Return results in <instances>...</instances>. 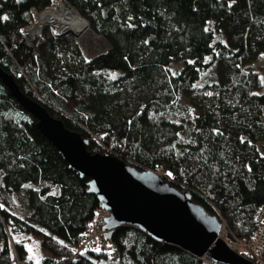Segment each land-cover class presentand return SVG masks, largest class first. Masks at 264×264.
<instances>
[{"label":"trees","instance_id":"16d2710c","mask_svg":"<svg viewBox=\"0 0 264 264\" xmlns=\"http://www.w3.org/2000/svg\"><path fill=\"white\" fill-rule=\"evenodd\" d=\"M62 2L109 48L87 59L51 26L32 39L24 32L31 10L52 0H0V67L89 139L92 154L142 171L161 167L235 238L252 239L264 206V74L254 67L264 56V0ZM213 69L216 78L199 84ZM89 180L0 78V264H209L134 226L108 241L118 257L78 251L101 208ZM19 195L27 215L10 206ZM24 236L40 239V261L29 259Z\"/></svg>","mask_w":264,"mask_h":264},{"label":"water","instance_id":"95a60500","mask_svg":"<svg viewBox=\"0 0 264 264\" xmlns=\"http://www.w3.org/2000/svg\"><path fill=\"white\" fill-rule=\"evenodd\" d=\"M75 11V10H74ZM76 12V11H75ZM58 34L57 37H62ZM0 78L13 97L37 120L40 133L53 144L69 168L88 177V193L109 216L107 240L123 226H134L154 240L176 246L218 264H254L220 238L222 222L152 170L142 171L110 154H92L89 139L66 128L42 105L25 96L0 67Z\"/></svg>","mask_w":264,"mask_h":264},{"label":"built area","instance_id":"2783aa9c","mask_svg":"<svg viewBox=\"0 0 264 264\" xmlns=\"http://www.w3.org/2000/svg\"><path fill=\"white\" fill-rule=\"evenodd\" d=\"M59 7L66 8L62 0H52V4L49 9L43 12H38L36 9L33 8L31 10L33 18L24 29V32L28 34L32 39H35L36 36L41 35L45 25L40 26L41 28L37 27L39 18L47 13L56 12ZM47 25H51L52 27L57 28L52 24ZM55 33L60 34L59 30H57V32ZM68 34L70 33H64L63 35ZM154 172L163 179L171 178V175L169 173H164L161 167H158ZM108 216L109 212L105 211L102 207L95 211L94 218L89 224L88 231L84 235H82L78 240V243L76 245L78 251L98 248L103 251L110 252L112 254V257H118V253L115 250V247L113 245H110L107 240L108 232L105 230V226L106 219ZM256 223L257 229L254 237L249 240H240L231 236V233L229 232L225 222L222 221V230L220 232V238L227 242L228 245L232 249L236 250L240 255L242 253H245L252 257L251 261L254 264H264V206H261L258 210ZM210 261L212 260L210 259ZM209 264L218 263L212 261L209 262Z\"/></svg>","mask_w":264,"mask_h":264},{"label":"rangeland","instance_id":"374dc122","mask_svg":"<svg viewBox=\"0 0 264 264\" xmlns=\"http://www.w3.org/2000/svg\"><path fill=\"white\" fill-rule=\"evenodd\" d=\"M48 26H51V25H45L44 29ZM54 29H55V32H57L58 29L57 28H54ZM55 32H54V35L57 36L58 33L56 34ZM37 37L38 36H36L35 38ZM62 37L68 38L74 44H76L81 49V51L85 54L87 59H91L94 56L105 52L109 48L108 43L104 39L93 34V32L91 31L89 22H88V29L82 32L81 34L75 35L73 33H70L68 35H63ZM183 63H184V59H180L176 64L179 66H182ZM254 67L260 70L264 74V56L254 65ZM215 78H216V69H213L208 75L203 77V79L199 82V84H202L206 81H213ZM8 200H9V203L12 209H15L16 211L21 212L24 215L28 214V208H27L23 195H19L16 197H8ZM231 236L234 237L232 234ZM23 239L29 251V259L32 261H40L45 256V252L42 250L41 245H40V239L34 236L33 237L24 236ZM234 251L237 252L236 250ZM202 259L206 261V263L212 262L210 261L209 258H207V256H204ZM109 264H116V263H109Z\"/></svg>","mask_w":264,"mask_h":264},{"label":"bare ground","instance_id":"6f19581e","mask_svg":"<svg viewBox=\"0 0 264 264\" xmlns=\"http://www.w3.org/2000/svg\"><path fill=\"white\" fill-rule=\"evenodd\" d=\"M47 24L56 26L60 34L73 33L79 35L88 29L87 20L74 10L59 7L56 12L47 13L39 18L38 28Z\"/></svg>","mask_w":264,"mask_h":264},{"label":"snow or ice","instance_id":"6c2138e0","mask_svg":"<svg viewBox=\"0 0 264 264\" xmlns=\"http://www.w3.org/2000/svg\"><path fill=\"white\" fill-rule=\"evenodd\" d=\"M4 19H7V17H4Z\"/></svg>","mask_w":264,"mask_h":264}]
</instances>
